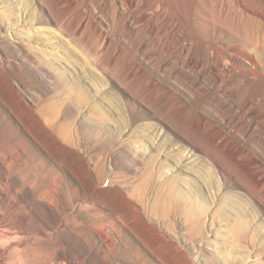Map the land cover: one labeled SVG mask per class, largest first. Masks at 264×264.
<instances>
[{"label":"rangeland","instance_id":"obj_1","mask_svg":"<svg viewBox=\"0 0 264 264\" xmlns=\"http://www.w3.org/2000/svg\"><path fill=\"white\" fill-rule=\"evenodd\" d=\"M225 14L264 0H0V264H264V71Z\"/></svg>","mask_w":264,"mask_h":264},{"label":"bare ground","instance_id":"obj_2","mask_svg":"<svg viewBox=\"0 0 264 264\" xmlns=\"http://www.w3.org/2000/svg\"><path fill=\"white\" fill-rule=\"evenodd\" d=\"M222 21L227 28L234 31L239 36L241 51H238L237 53L241 56H245L248 60V63L253 67H256L257 63H259L264 71V25L262 24V22L250 14H225L222 18ZM223 68L227 72L225 65H223ZM255 86L258 87L255 98L257 96L264 97V79L260 85H258V83L254 81L251 88H254ZM261 108L264 109V107ZM147 174L148 176L146 177V179L144 178L145 180L139 183L130 194L131 197H136L137 201L143 206L147 204L148 200L147 186L150 183L151 172L147 171ZM256 181L258 186L262 190H264V178L257 177ZM171 201H173V195L166 194L164 192V189L160 188L151 207L152 215H160L164 218L167 217L172 209L170 207ZM182 201L183 200L180 196H176V199H174V202L178 204H181ZM183 213H185L184 215L189 221H191L192 217H194L190 211H187L185 209H183ZM244 230V227H237L236 230L234 229V232L236 233L237 237L240 238L242 237Z\"/></svg>","mask_w":264,"mask_h":264}]
</instances>
